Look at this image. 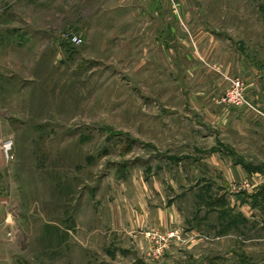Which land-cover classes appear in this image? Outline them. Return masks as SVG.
<instances>
[{
  "label": "rangeland",
  "instance_id": "374dc122",
  "mask_svg": "<svg viewBox=\"0 0 264 264\" xmlns=\"http://www.w3.org/2000/svg\"><path fill=\"white\" fill-rule=\"evenodd\" d=\"M0 151V264H264V0H0Z\"/></svg>",
  "mask_w": 264,
  "mask_h": 264
},
{
  "label": "built area",
  "instance_id": "2783aa9c",
  "mask_svg": "<svg viewBox=\"0 0 264 264\" xmlns=\"http://www.w3.org/2000/svg\"><path fill=\"white\" fill-rule=\"evenodd\" d=\"M67 40L73 45H80L82 43L81 38L77 36H68ZM235 86H238V83H236ZM11 149H12V142L10 140H5L2 143L1 150L4 158L7 161L11 159Z\"/></svg>",
  "mask_w": 264,
  "mask_h": 264
},
{
  "label": "crops",
  "instance_id": "0c3cea01",
  "mask_svg": "<svg viewBox=\"0 0 264 264\" xmlns=\"http://www.w3.org/2000/svg\"><path fill=\"white\" fill-rule=\"evenodd\" d=\"M1 152V151H0ZM5 202L1 199V197H0V211H1V208H3V207H5L6 208V206H5ZM7 209V208H6ZM11 217L9 216V214H7V211L6 212H2V214H1V212H0V223H3V222H5V223H8V222H12V219H10Z\"/></svg>",
  "mask_w": 264,
  "mask_h": 264
}]
</instances>
